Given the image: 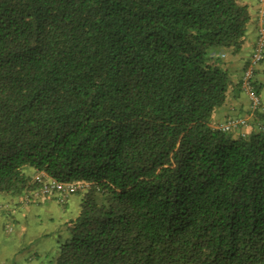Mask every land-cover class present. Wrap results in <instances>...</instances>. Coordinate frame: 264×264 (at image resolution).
<instances>
[{
	"label": "trees",
	"instance_id": "16d2710c",
	"mask_svg": "<svg viewBox=\"0 0 264 264\" xmlns=\"http://www.w3.org/2000/svg\"><path fill=\"white\" fill-rule=\"evenodd\" d=\"M251 21L241 0H0V194L31 197L25 168L88 184L46 264H264V109L213 122Z\"/></svg>",
	"mask_w": 264,
	"mask_h": 264
},
{
	"label": "rangeland",
	"instance_id": "374dc122",
	"mask_svg": "<svg viewBox=\"0 0 264 264\" xmlns=\"http://www.w3.org/2000/svg\"><path fill=\"white\" fill-rule=\"evenodd\" d=\"M241 1L247 3L250 10H253L255 0ZM232 57L233 55H229L225 60L228 62ZM259 66L261 67L260 72L257 71L254 78L258 84H262L258 95L264 104V63H262V65L260 63L257 64L255 70L258 69ZM239 95L242 97L243 101L246 102V105L243 104V110L236 114L242 115L247 119V122H249L255 113L252 114L253 111L250 108L247 95H245V93H240ZM229 103L230 101L228 104ZM216 114L213 116V121L215 122L217 121ZM240 128L246 130L247 126H241L235 129L239 130ZM24 171L27 175L31 176L33 175L34 169L25 168ZM6 197L7 195L0 194V208L4 209L1 204L5 201ZM8 203L11 207L16 208V201ZM56 205L57 206L51 211L45 209V207L36 208V206H30V211L26 215L21 214L22 211L20 209L16 218L19 217L20 219V214L25 215L26 218L23 219L25 224L24 236H20L21 240L18 243L14 242V236L18 233L20 225L12 222L10 217L5 215V210L0 212V264H46L51 257L56 255L59 244L68 236L67 223H65V220L68 217H76L77 215L74 212L79 208H77V205L71 203V210L63 213L57 212V209H60L61 206L59 204ZM10 227L12 228L11 232L9 230ZM36 254L40 256L37 261Z\"/></svg>",
	"mask_w": 264,
	"mask_h": 264
},
{
	"label": "crops",
	"instance_id": "0c3cea01",
	"mask_svg": "<svg viewBox=\"0 0 264 264\" xmlns=\"http://www.w3.org/2000/svg\"><path fill=\"white\" fill-rule=\"evenodd\" d=\"M250 9V8H249ZM252 14V21H251V25L249 28V33L247 36V39L244 43L243 48L241 49V51L233 56L231 58L230 61L227 62L228 64V68L230 69L231 73H232V78L235 82H240L242 80L243 77V72H244V65L245 62L248 60L254 45H255V41H256V37H257V31L258 28L260 26H264V0H255L254 5H253V10L251 11ZM227 58V57H226ZM264 63V62H263ZM262 65V63H261ZM260 66L258 67V69H256V71L260 72ZM263 72H264V68H263ZM242 88V86H241ZM232 98L229 99L230 103L228 104V102L221 107L219 110H217V114H216V122H214V125H217L221 122H223L225 120V118L231 114V113H239L241 112V110H243V104L246 105V102L243 101L242 97L239 95L240 93H243L242 91H238L237 89H234V91L232 92ZM244 94V93H243ZM39 173V171L37 172H33L32 178ZM25 197H20L18 199H12L9 196L6 197L5 201L2 202L1 205H3V208H0V212L5 213V215H7L8 217H10L11 221L14 223H18L20 225L19 229H18V233L15 234L14 236V242L18 243L21 239L20 236H24V222L23 219L26 218V214L30 211V206H36V208H43L45 207V209L48 210H52L53 208H55L57 205L59 204L61 207L60 209H57V212H69L71 210L70 204H74L77 205V208L80 206V201L81 200V196L79 194H74V195H70L66 201L64 203L59 202L55 197H51V196H47V195H43V194H37V195H32L31 197H29V199L26 201L24 199ZM16 201V208L11 207V205H9L8 202H14ZM18 201V202H17ZM71 202V203H70ZM21 209L22 213L21 214H25V215H21L20 214V219L19 217L16 218V215L18 214V211ZM38 211V209H37ZM79 212V208L74 212L77 213ZM73 213V212H72ZM70 219H72L71 217H68L65 220V223H67ZM20 220V221H19ZM43 235V234H42ZM41 235V236H42ZM24 238V237H23ZM39 253V252H38ZM40 258L39 254H36V261ZM48 259V258H46Z\"/></svg>",
	"mask_w": 264,
	"mask_h": 264
},
{
	"label": "built area",
	"instance_id": "2783aa9c",
	"mask_svg": "<svg viewBox=\"0 0 264 264\" xmlns=\"http://www.w3.org/2000/svg\"><path fill=\"white\" fill-rule=\"evenodd\" d=\"M225 54H222L224 56ZM264 58V27L263 25L259 27L258 38L256 46L252 56L249 59V64L246 66L243 77H242V88L245 93L248 95L251 102L253 110L257 108H263L264 104L261 103L260 96L254 90L252 85V77L254 73L255 65ZM247 123L246 118H230L225 122L217 125L219 129L224 131L231 128H235ZM32 182L37 185L35 189L29 191L32 195L43 194L51 197H55L59 202L63 203L66 199L79 191H83L88 187V184L83 181H74V182H64L58 181L48 177L44 172L40 171L37 173ZM26 201L29 199V196L26 195L24 198ZM9 230H12L10 227Z\"/></svg>",
	"mask_w": 264,
	"mask_h": 264
}]
</instances>
